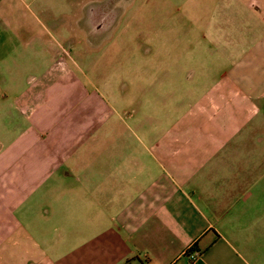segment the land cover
Returning a JSON list of instances; mask_svg holds the SVG:
<instances>
[{
  "label": "crops",
  "instance_id": "obj_1",
  "mask_svg": "<svg viewBox=\"0 0 264 264\" xmlns=\"http://www.w3.org/2000/svg\"><path fill=\"white\" fill-rule=\"evenodd\" d=\"M70 5L0 0V264H264V0ZM133 12L156 70L131 96L162 116L80 64L122 57Z\"/></svg>",
  "mask_w": 264,
  "mask_h": 264
},
{
  "label": "rangeland",
  "instance_id": "obj_2",
  "mask_svg": "<svg viewBox=\"0 0 264 264\" xmlns=\"http://www.w3.org/2000/svg\"><path fill=\"white\" fill-rule=\"evenodd\" d=\"M79 1H82V0H75V3L78 4ZM61 2H63L65 11L69 10V8L72 6L70 5V2H72V0H61ZM84 3H82V6ZM147 5H151V4H147ZM146 6H142V7H146ZM134 7L137 9V5ZM142 18L143 17L140 18V16L138 18L135 12L130 14V19H131L130 22L132 23L128 25L129 26L128 31L124 35V38H123L124 42H127V47L126 45H124L127 48V52L124 50L125 48L124 47L121 52V54H123L122 57L118 55L117 57L113 58V60L111 61L107 60V58L105 57L106 56L105 50L103 48H101L98 51L88 52V47H85L83 43H80L79 45H77L76 48L79 50V59L81 62L80 63L81 67L84 68L86 70L85 71L86 74L89 75V79H88L89 83L96 82L98 83L99 87L102 90H104L105 79L109 77V81L111 82V93H113L112 96L114 97V98L109 97V99H112L115 102L118 100L115 98H117L120 94L121 83L123 81L124 83H127L126 88L124 90L127 92L129 97L128 98L124 97L122 99L123 101L122 103L129 105L130 108L134 107L136 109V112H135L136 117H139L140 115H144V114L145 115L150 114L151 116H162L164 113L163 111L164 106L161 105L162 99L160 102L157 96L151 93L153 89L151 92L149 91V93H147L146 91L141 92L139 90L140 105L136 104L135 96H131V94L137 95L138 90H137L136 83H139L140 84L139 86L141 88V87H147L150 83L154 82V80L151 77H152V72L156 70L154 68V64L150 63V61H152L151 55L148 57L149 60H139L138 59L139 56L144 55L143 51H145L146 47L138 46L137 42L143 41V40L149 41V39H151L152 37V31L149 30L150 28L148 27V25H150V21L149 23H147V20L143 21ZM125 19L127 18L124 17L122 21V25L126 23ZM118 33L119 32H117V34ZM135 35H137V37ZM118 47L119 48H117V46H114L113 48L117 51L121 48L119 45ZM193 68L197 69L196 65L191 66V63H189L183 66L182 71L185 72L187 70H193ZM83 71L84 70L82 69V73ZM137 72H142V73L146 72V74L148 75H145L144 79L136 78L135 75H137ZM194 80H199V79H194ZM194 80L178 79L175 83L174 81L170 82L171 83L170 88L172 89V93L174 97L169 98V96L171 95V90L168 91V88H166L165 91H161V97H166L167 102L168 101L172 102L173 101L172 98H176V99L191 98L192 95L190 94L184 95V90L187 87L196 88V86H190V84ZM19 81L21 82V84H24L25 82L24 79H21ZM162 82H168V80L162 81ZM187 90L188 89H186V91ZM167 93L169 96H167ZM153 102H158L156 103L157 107H155L154 110L149 109V105H148L149 103H153ZM186 105H187L186 101L183 102L182 106L178 105L177 110H176L177 117L181 115L179 113L180 111H184L183 109ZM158 107H160V111L157 110ZM7 118H9V115L7 114V112L0 111V119L4 120Z\"/></svg>",
  "mask_w": 264,
  "mask_h": 264
},
{
  "label": "built area",
  "instance_id": "obj_3",
  "mask_svg": "<svg viewBox=\"0 0 264 264\" xmlns=\"http://www.w3.org/2000/svg\"><path fill=\"white\" fill-rule=\"evenodd\" d=\"M198 254H199V250H197V249H191L189 251V256H190L191 260H194L198 256Z\"/></svg>",
  "mask_w": 264,
  "mask_h": 264
},
{
  "label": "trees",
  "instance_id": "obj_4",
  "mask_svg": "<svg viewBox=\"0 0 264 264\" xmlns=\"http://www.w3.org/2000/svg\"><path fill=\"white\" fill-rule=\"evenodd\" d=\"M193 249V248H192Z\"/></svg>",
  "mask_w": 264,
  "mask_h": 264
}]
</instances>
